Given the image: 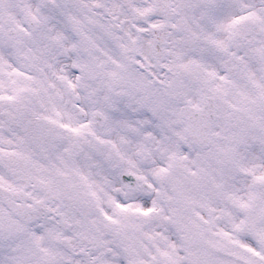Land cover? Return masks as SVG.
Listing matches in <instances>:
<instances>
[{
	"label": "snow or ice",
	"instance_id": "obj_1",
	"mask_svg": "<svg viewBox=\"0 0 264 264\" xmlns=\"http://www.w3.org/2000/svg\"><path fill=\"white\" fill-rule=\"evenodd\" d=\"M0 264H264V0H0Z\"/></svg>",
	"mask_w": 264,
	"mask_h": 264
}]
</instances>
